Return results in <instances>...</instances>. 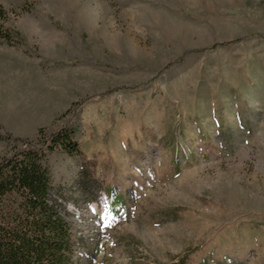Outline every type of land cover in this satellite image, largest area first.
<instances>
[{
    "label": "rangeland",
    "instance_id": "obj_1",
    "mask_svg": "<svg viewBox=\"0 0 264 264\" xmlns=\"http://www.w3.org/2000/svg\"><path fill=\"white\" fill-rule=\"evenodd\" d=\"M0 5V137L83 151L48 158L74 264H264V0Z\"/></svg>",
    "mask_w": 264,
    "mask_h": 264
},
{
    "label": "trees",
    "instance_id": "obj_2",
    "mask_svg": "<svg viewBox=\"0 0 264 264\" xmlns=\"http://www.w3.org/2000/svg\"><path fill=\"white\" fill-rule=\"evenodd\" d=\"M10 21L0 5V40L19 44ZM74 133L66 124L36 142L0 137V142L13 141L0 157V264H74L73 226L48 164L49 156L62 150L84 157ZM108 207L110 213L109 202Z\"/></svg>",
    "mask_w": 264,
    "mask_h": 264
},
{
    "label": "bare ground",
    "instance_id": "obj_3",
    "mask_svg": "<svg viewBox=\"0 0 264 264\" xmlns=\"http://www.w3.org/2000/svg\"><path fill=\"white\" fill-rule=\"evenodd\" d=\"M107 214V208L104 209L103 215Z\"/></svg>",
    "mask_w": 264,
    "mask_h": 264
}]
</instances>
